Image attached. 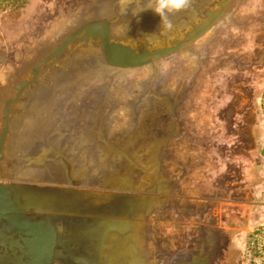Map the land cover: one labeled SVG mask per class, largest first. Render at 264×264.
Here are the masks:
<instances>
[{
  "label": "rangeland",
  "instance_id": "obj_1",
  "mask_svg": "<svg viewBox=\"0 0 264 264\" xmlns=\"http://www.w3.org/2000/svg\"><path fill=\"white\" fill-rule=\"evenodd\" d=\"M68 8L69 0H0V54L7 59L0 56V78L10 65L8 56L17 50L14 47L21 48L34 34H43L65 17ZM233 12L228 21L198 41L195 54L171 55L161 59L157 69L121 70L108 77L107 88L118 92L116 100L106 93L109 120L115 116L125 124L130 104L136 105L132 121L123 126L128 137L113 135L128 145L109 155L111 159L116 154L123 163L110 170L132 174L136 193L162 201L143 222L142 213L134 217L136 230L124 223V234L115 241L126 242L123 247L128 251L140 246L150 264H198L207 253L208 264H264V197L260 193L264 181V0H242ZM19 28L21 34L13 36ZM152 89L155 95L168 94L164 95L168 102L155 95L149 100ZM146 101L149 104L143 109ZM138 110V118L145 117L141 124L135 118ZM74 125L82 130L85 123ZM90 140L97 148L104 145L94 135ZM109 140L108 150L112 149ZM161 150L167 155L159 158ZM205 177L210 181L206 188ZM162 182L175 187L156 188ZM92 189L107 197L112 192ZM188 202L197 203L196 208L202 207L207 214L196 211L192 219L187 217ZM188 224L194 235L203 226L212 228L205 241L201 235L197 238L201 243L185 244ZM102 226L103 234L112 225ZM123 247L114 244L109 250ZM120 254L112 257L111 264L130 263Z\"/></svg>",
  "mask_w": 264,
  "mask_h": 264
},
{
  "label": "water",
  "instance_id": "obj_2",
  "mask_svg": "<svg viewBox=\"0 0 264 264\" xmlns=\"http://www.w3.org/2000/svg\"><path fill=\"white\" fill-rule=\"evenodd\" d=\"M97 1L69 0V8L63 19L56 21L43 34H34L35 37L31 41L24 40L27 31L26 36L21 39L25 41L22 47L14 48L25 49L27 43L34 44L50 32L55 39L58 38L63 25L78 13L89 12ZM239 1L192 0L188 9L170 15L173 28L164 31L160 28L159 15L152 9L139 11L141 7L147 6L148 0H131L130 3L127 0L123 3L122 0H109L99 14L87 17L64 38L58 39L53 47L2 89L0 264H111L112 257L105 255L111 235L114 232L123 233L124 223L131 225L132 214L138 213L134 202L139 203L140 209L142 204H146L142 202L143 199H152L153 195L136 193L135 188L125 185L116 187L104 183L105 181L98 183L107 171L105 164L98 158L100 146L97 148L91 144L90 139L94 135L101 142L98 138L97 123L103 121L101 116L106 115V111L103 109L100 114L95 109L93 114V104L102 107L98 104L94 91L101 85L107 88V76L112 72L143 67L157 69L158 62L171 55L195 54L198 41L212 29L228 21ZM125 5L126 13L122 11ZM68 61L70 66L62 67ZM57 67L67 68L69 71L62 72L50 82L45 80L47 89L44 94L26 100L28 90L42 84L46 73ZM62 86L66 89L64 95L58 93L56 98L67 96L65 106L68 107L77 100L84 102L85 106L79 113L73 112L70 115L66 113L65 107L64 110L62 106L52 108V118L46 117L50 123L35 127L33 123L39 120L30 114L33 113V107L47 105L51 98L49 95H52L50 93L54 90L57 93L56 89ZM23 103H26L24 108L21 106ZM62 111L65 114L62 115ZM15 117L19 120L14 122ZM25 119L27 122L22 126ZM77 121L85 123L82 130L75 127ZM51 122H55L56 127L51 125ZM30 132L40 133L37 136L39 141L46 139L41 135L52 136L53 140L42 145V152L37 155L24 156L22 152H18L16 156L11 154L8 150L9 138L16 133V139L20 140ZM32 136L34 135L31 134ZM69 137L73 139L70 140ZM21 141L24 142V139ZM90 154L96 155L91 163L87 156ZM46 162L56 163L57 168L63 170L69 180L44 182L14 176L9 171V167H20L21 171H24ZM136 163L135 165H138ZM99 165H103V168ZM123 175L124 173L119 172L111 174L113 179ZM89 176L98 180L90 181ZM93 187L116 191L114 196L120 195L122 199L131 200L130 204H133L134 209L126 214L117 212L112 215L111 211L100 213L87 210V196L102 193L92 189ZM155 206L147 210L146 204L145 211L139 217L142 222L153 212ZM107 222L112 226L102 234V225ZM207 254L208 256L201 259L194 256L195 260L199 259L198 264L201 260V264H208L210 253ZM140 263L147 264L146 259Z\"/></svg>",
  "mask_w": 264,
  "mask_h": 264
},
{
  "label": "bare ground",
  "instance_id": "obj_3",
  "mask_svg": "<svg viewBox=\"0 0 264 264\" xmlns=\"http://www.w3.org/2000/svg\"><path fill=\"white\" fill-rule=\"evenodd\" d=\"M82 1H85V0H82ZM109 0H98L97 3H95V7L90 9L89 12H81V13H78L75 17H73L71 19V21L67 22L66 25H63L60 29H61V35L55 39V37L53 36L52 32L50 33H47L46 34V37H43L41 39H39L38 41H36L34 44H30L28 46H25V49H22V50H15L12 54H10L8 56L9 58V62H10V65L8 64L7 66H5V71L3 72L2 74V77L0 78V93L2 92V89L3 88H6L7 85H9L12 80H14V78H16L17 76H19L20 72H22L25 68H27L28 66H30L33 62H35V60L39 59L41 55H43L47 50H49L51 47H53L55 44V42H57V40L59 39H62L64 38V36H66L73 28H75L77 25H79L83 20H85L87 17H90V16H94V15H97L99 14L103 7L108 3ZM242 1V0H240ZM239 1V2H240ZM238 5V4H237ZM235 8V6H234ZM233 8V10H234ZM59 29V30H60ZM22 32V28H19L17 30L16 33L13 34V36H18L20 35ZM220 46V45H219ZM250 50V49H249ZM248 50V51H249ZM5 54H0V56L2 57L3 61H6V57L4 56ZM230 55V54H229ZM227 60V59H226ZM227 62V61H226ZM229 62V61H228ZM227 62V64H228ZM69 61L68 63L65 65V66H62V67H67L69 65ZM70 66V65H69ZM154 69V68H153ZM68 72L69 70L67 68L63 69V68H55L54 70H50L46 73L45 77H44V81L42 84H40L39 86L37 87H33V88H30L26 94V100H29L31 99L33 96L35 97L36 95H40L41 93L44 94L43 92H45V90L47 89L46 87V81L50 82L52 81L53 79L56 78V76H58L59 74H61L62 72ZM116 72H112L110 73V75H108L107 77H110V76H113L115 75ZM169 75V74H168ZM126 76V75H125ZM149 78V77H148ZM118 79V78H117ZM113 80V79H112ZM118 81V80H117ZM124 81V80H123ZM115 82V81H114ZM120 83V82H119ZM157 87V86H156ZM145 88V86H144ZM113 89V88H112ZM112 89H108V88H96L95 91H94V94H95V97H96V100L98 102V104L100 103L102 105V107H99V106H96V104H93L92 107H93V114L95 113V109H96V112H100V114H102L104 111L103 109H105L106 111V115H103L101 116L102 117V120L101 122H98L97 125H98V138L99 140H103L102 142L105 144H107V140H109L110 142V145H111V148L112 149H109L107 148V145H105V147L102 145L99 147V151H98V155L100 158V162L104 163L105 162V170L107 171V173H109L110 171V174H106L104 176L101 177V179H97L98 180V183L102 184L103 181H105L104 183H108L109 185L110 184H113L114 186H123L125 185V187H129V188H134V186L136 185L135 184V181H134V177L132 174L128 175V173H125L122 177L118 178H114L113 179V176H111V174L113 175V173L117 174L119 171H116V170H110L111 168L112 169H117V166L118 164L119 165H123V163L121 161H119L121 158H119L118 156H116V154L113 155V158L111 159H108L109 155H112L111 153L113 152V150H118L120 149V151H122L123 149H121L122 146L120 145H128V143L124 144L120 141H117L114 140V137H110L115 133L117 134H120L121 136H123L124 138L125 137H128V130L123 127L125 125H127L126 123L130 120L132 121L131 119L133 118V112L131 114V111L132 109L134 110V107L136 106L135 105V102H132L130 104V117L129 118H125L124 120V123L123 124V119H118L117 117L113 116L111 117V119L109 120V116L107 115V113L110 111V109H108L109 107L107 106V99H106V93L108 94V98L109 99H112V100H116L118 99V96H117V91H114ZM121 89V88H119ZM58 90L57 93L54 91H52L50 94L52 95H49L50 97V101L49 103H47V105L45 106H41L40 108L39 107H33V113H30V114H33L34 117L36 119H38L39 121H37V123H33L35 125V127H40L42 125H45V124H49L50 121L49 118L51 119L52 118V108L55 109L56 107L58 106H62V110L65 109L66 113L68 115H70L71 113L75 112V113H79L82 109V107L85 106V103L82 102V101H79V102H73L72 104H70L68 107L65 106L66 104V99H67V96H65V98H61V99H58L56 98V96L58 95V93H62V95H64V91L66 89H64V86L60 87V89H56ZM111 90V91H110ZM144 90V89H143ZM135 95V94H134ZM133 95V96H134ZM58 97V96H57ZM146 97V96H145ZM131 98V97H130ZM135 98H138L135 96ZM144 98V97H143ZM58 99V100H57ZM111 100V101H112ZM133 100V99H132ZM96 102V103H97ZM127 102V101H126ZM125 102V103H126ZM70 103V102H69ZM128 103V102H127ZM139 103V102H137ZM141 103V102H140ZM26 103H23L21 106L24 108ZM115 104V103H114ZM125 105V104H124ZM221 105V104H220ZM138 106V105H137ZM63 107H65L63 109ZM74 107V108H73ZM1 108H2V98L0 97V112H1ZM68 108V109H67ZM136 108V107H135ZM72 109H74L73 111H71ZM144 109V108H143ZM147 110V108H146ZM89 113V111H87ZM136 112V120L139 119L138 116H139V110L138 111H135ZM63 111H62V115H63ZM65 114V113H64ZM128 114V113H127ZM121 115V114H120ZM49 117V118H46V117ZM142 116V115H141ZM19 117V116H18ZM18 117H15L14 118V122L16 120H19ZM100 117V118H101ZM121 117V116H120ZM70 118V117H69ZM144 116H142V118L139 119L140 121V124L143 122L144 120ZM138 121V123H139ZM26 119L25 121L22 122V126L24 125V123H26ZM17 123V122H16ZM137 123V124H138ZM147 123V122H146ZM31 124V123H30ZM54 124V125H53ZM51 125H53L54 127H56V123L55 122H51ZM47 126V125H46ZM131 126V125H130ZM53 128V127H52ZM55 130H57V128H54ZM110 129L112 131H110ZM53 130V129H52ZM31 134L34 135L31 137ZM40 133H28V135H26L25 138H22L24 139V142H22L19 138L16 139V133H14L12 135V137L9 138V141H8V150L11 154L13 155H17L18 152H22V154L24 156H28L30 154H34V155H37L38 153H41L42 151L41 148L43 147L42 145L44 144H49V141L50 143L52 142L53 140V137L52 136H49V135H46V136H43L41 135L42 137L46 138L45 140H42V141H39L37 140V136L39 135ZM110 135V136H109ZM50 137V138H49ZM70 140L73 139V137H69ZM37 140V141H36ZM75 140V139H74ZM106 141V142H104ZM109 145V143H108ZM53 148V146H51ZM55 152V150H53ZM52 151V153H54ZM115 152V151H114ZM169 152V151H168ZM92 153V152H91ZM89 156L88 158L90 159L89 160V163H91L92 160L95 159L94 156L96 155H87ZM97 160V159H96ZM99 162V161H98ZM120 162V163H119ZM168 168V167H167ZM22 169L20 167H17L16 169H13L12 167H9V171H11V173L15 176H22L26 179H32V180H42L44 182H53V181H65V180H69V178H66L65 177V173L63 170H60L59 168H57L56 166V163L54 162H46L45 164H40V165H34V166H31L29 168H26L24 169V171H21ZM121 173V172H119ZM162 175V174H161ZM111 176V178H108V177ZM170 176V175H169ZM198 176V175H197ZM91 177L90 181H97L96 178L94 176H89ZM110 179V180H109ZM205 180V188L206 187H209L210 186V181L207 179V177L204 178ZM113 181V182H112ZM172 181V180H171ZM123 182V183H121ZM207 182V183H206ZM167 182H162L160 184H158L156 186V188L158 187L159 189L163 188L162 186L163 185H166ZM169 184V183H168ZM167 186V185H166ZM169 186V185H168ZM165 190H167V187H164ZM158 190V189H157ZM117 192L116 191H112L110 192V195H108L109 197H107L106 194L104 193H100L99 195H90V196H87V203H85V207L87 210H95V211H98L100 213H105V212H110V211H113V210H116L118 213L120 214H126L127 212L129 213L130 211H132L134 209V206H135V209L137 210L138 213L134 212L132 214V219H130V222H131V231L132 230H136L138 228L137 224L136 223V217L137 214L140 215L143 211H145V206L147 204V210L151 209L152 206L156 205V200H157V196L153 195L152 196V199L150 197L146 198V199H143L144 201L142 202H146V204H142V208L139 209V203H135L134 202V206L133 204H130L132 203L131 200H125V199H122L123 197L120 196V195H117V196H114V194H116ZM189 203V202H188ZM202 205V204H201ZM188 210H189V215H187V217H190L191 219L193 218V213L194 212H203L202 215H206L207 214V211L201 207V208H196L198 207V204L195 203V204H192V203H189L188 204ZM212 207V206H211ZM210 207V208H211ZM208 209V208H207ZM163 210V208H162ZM211 213V212H210ZM131 214V213H130ZM213 214V212H212ZM210 214V215H212ZM207 217V216H206ZM214 217V215H213ZM150 224V223H149ZM187 224V223H186ZM211 224V223H210ZM189 225V224H188ZM191 225L188 226V231L186 233V242L185 244L187 243H190L191 241H196V243H201V242H198V237H200L202 235V239H204L205 241V236L208 235L207 234V230L208 232L210 233V226H206V227H201L203 228L202 231L199 232L198 235H194L193 233H190L191 231ZM150 230V228H149ZM121 234H124V233H118V232H114L110 239H109V245H107V250H106V254L108 256H115L118 252H120L121 254L119 255L120 256V259H122V255L124 253V260L123 261H130L129 264H131L132 260H131V257L133 256V263L134 264H141L140 262L143 261V259H146V263L147 264H150L148 262V259L146 257V255H144L142 249L140 248V246L136 245L134 248V250H131L128 251L127 248L123 247L124 245H126L123 240H120V243L119 242H116L115 240L117 239V236H121ZM151 234V233H150ZM131 233L129 234V237H130ZM148 235V234H147ZM210 235V234H209ZM123 237V236H122ZM150 237V236H149ZM157 237V236H156ZM153 237H150L149 239H152ZM208 238V237H207ZM124 239L126 240V238L124 237ZM201 239V238H200ZM154 240V239H153ZM201 241V240H200ZM214 242V241H213ZM128 243V242H127ZM152 243V242H151ZM195 243V244H196ZM115 244V246H122L123 247V250H109V248H111L113 245ZM129 244V243H128ZM153 244V243H152ZM160 245V244H159ZM209 245V244H208ZM211 245V244H210ZM165 246H166V243H165ZM168 246V245H167ZM154 247V246H153ZM158 247V246H157ZM162 247V246H160ZM184 247V246H183ZM181 248V247H180ZM122 249V248H121ZM125 249V250H124ZM154 249V248H153ZM158 249V248H157ZM163 249V248H162ZM155 250V249H154ZM166 249H164L165 251ZM191 250V249H189ZM158 251V254L160 252H162L161 250H157ZM163 251V252H164ZM169 251V250H168ZM172 251V250H171ZM185 251L186 250V247H185ZM205 251V250H204ZM212 251V250H211ZM214 251V250H213ZM212 251V252H213ZM154 252V251H153ZM181 252V251H180ZM191 252V251H190ZM194 252V251H193ZM207 252V251H206ZM126 253V254H125ZM131 253H132V256H131ZM178 253V251L176 252V254ZM153 254V253H151ZM163 254V253H162ZM166 254V253H165ZM195 254V253H194ZM155 255V254H154ZM168 255V254H167ZM184 255V254H183ZM189 255V254H188ZM174 256V255H173ZM142 257V258H141ZM146 257V258H145ZM152 259V256L150 257ZM154 259V258H153ZM167 259V258H166ZM171 258L168 259V261L170 260ZM156 259H154L155 261ZM173 260V259H172ZM171 260V261H172ZM166 261V260H165ZM161 262V260H160ZM214 262V261H213ZM165 263V262H164ZM163 263V264H164ZM167 263V262H166ZM173 263V262H172ZM56 264H61V262H56ZM154 264V263H152Z\"/></svg>",
  "mask_w": 264,
  "mask_h": 264
},
{
  "label": "clouds",
  "instance_id": "obj_4",
  "mask_svg": "<svg viewBox=\"0 0 264 264\" xmlns=\"http://www.w3.org/2000/svg\"><path fill=\"white\" fill-rule=\"evenodd\" d=\"M123 2L124 0H122ZM127 2L130 3L131 0H127ZM191 3L192 0H148L147 6L141 7L139 11L145 8L152 9L160 17V28L164 31H170L173 28L170 15L188 9ZM122 11L127 12L126 5L122 8Z\"/></svg>",
  "mask_w": 264,
  "mask_h": 264
},
{
  "label": "flooded vegetation",
  "instance_id": "obj_5",
  "mask_svg": "<svg viewBox=\"0 0 264 264\" xmlns=\"http://www.w3.org/2000/svg\"><path fill=\"white\" fill-rule=\"evenodd\" d=\"M154 89H156V88H154ZM158 91L161 93L162 91L160 90V88L158 89ZM160 93H158V95H155L154 94V92H153V89L150 91V93H148V95H147V97H148V99L150 100L152 97H154V95L155 96H157L158 98H163V99H165L166 101L168 100V98H164V95H168V94H160ZM168 97H169V95H168ZM147 99V98H146ZM168 102V101H167ZM169 102H171V99H169ZM147 103V105L149 104V102H145L144 104H143V108L146 106L145 104ZM230 105H231V101H230ZM166 149V148H165ZM134 152H136V151H134ZM163 155H167L166 154V152H164V154H163V150H161L160 151V155H159V153H158V156H159V158H161V156H163ZM160 160V159H159ZM169 183V182H168ZM168 183H166V185H169L170 187H172V185L171 184H168ZM166 185H163L162 187L164 188V187H167ZM125 250V249H124ZM131 252H132V250H131ZM131 256H132V253H131ZM131 260H132V262H131V264H134L133 263V256L131 257Z\"/></svg>",
  "mask_w": 264,
  "mask_h": 264
},
{
  "label": "crops",
  "instance_id": "obj_6",
  "mask_svg": "<svg viewBox=\"0 0 264 264\" xmlns=\"http://www.w3.org/2000/svg\"><path fill=\"white\" fill-rule=\"evenodd\" d=\"M261 149H262V161L264 162V141H263V144L261 146ZM263 172H264V168H263ZM202 177H204V175ZM173 187H175V186L172 185V187L170 189H172ZM260 188H261L260 193H261L262 197H264V181L261 183Z\"/></svg>",
  "mask_w": 264,
  "mask_h": 264
}]
</instances>
